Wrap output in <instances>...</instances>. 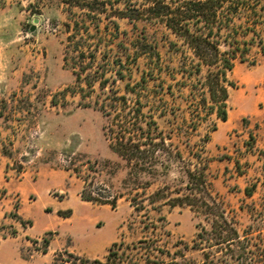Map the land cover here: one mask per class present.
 <instances>
[{
	"label": "rangeland",
	"instance_id": "1",
	"mask_svg": "<svg viewBox=\"0 0 264 264\" xmlns=\"http://www.w3.org/2000/svg\"><path fill=\"white\" fill-rule=\"evenodd\" d=\"M152 1L0 0V264L105 263L111 249L114 264H241L168 199L201 149L213 194L250 232L241 261L264 264V30L227 72L222 120ZM122 95L180 151L165 174L137 182L109 147L105 111Z\"/></svg>",
	"mask_w": 264,
	"mask_h": 264
},
{
	"label": "trees",
	"instance_id": "2",
	"mask_svg": "<svg viewBox=\"0 0 264 264\" xmlns=\"http://www.w3.org/2000/svg\"><path fill=\"white\" fill-rule=\"evenodd\" d=\"M147 8L154 16L159 17L189 50L191 55L187 59L192 74L199 75L205 68L202 83L206 90L201 92V96L204 100L208 97L212 103L204 108L215 111L219 118L225 120L227 85H231L227 72L233 68L237 58L244 59L243 56L248 51L247 45L254 41V37L248 39L247 36L251 33L257 37L259 31L264 30V0H180L172 4L153 0ZM221 46L225 49H221ZM116 99L124 101V105L121 109H116L115 115L105 111L106 117L113 116L114 123L111 121V125L106 124L104 131L106 136L110 132L114 134L115 141L107 137L109 147L119 152L126 163L129 177H133L137 182L146 177L154 178L158 169L159 174L169 171V161L182 160L180 151L169 148L173 145L166 142L164 133L158 128L153 117H148L142 111L144 105L139 98L129 101L122 95ZM113 124L117 130L113 129ZM160 151L163 153L160 154ZM159 155L165 156L163 160ZM195 159V167H187L184 170L185 177L177 179L179 184L185 186L184 193L168 199L172 205H187L197 217L205 218L211 227L210 232L213 233L208 240L220 250L225 249V254L230 258L244 264L241 260L251 253L250 232L241 237L236 222L226 214L221 202L213 194L207 165L202 161V149L196 153ZM201 164L203 165L200 167ZM155 181L156 179H149L145 182L150 186ZM172 188L163 185L156 192L171 191ZM174 192L178 194L179 191ZM85 199L99 201L92 197ZM115 202L116 197H113L112 201H100L112 205ZM255 222L257 225L262 224L259 220ZM200 234L198 233V236ZM115 252L111 249L105 263L95 259L92 264H114L110 256L115 255Z\"/></svg>",
	"mask_w": 264,
	"mask_h": 264
},
{
	"label": "water",
	"instance_id": "3",
	"mask_svg": "<svg viewBox=\"0 0 264 264\" xmlns=\"http://www.w3.org/2000/svg\"><path fill=\"white\" fill-rule=\"evenodd\" d=\"M38 22V19L37 18H34L33 19V24L31 25L30 27V30L33 31L35 29V24Z\"/></svg>",
	"mask_w": 264,
	"mask_h": 264
}]
</instances>
